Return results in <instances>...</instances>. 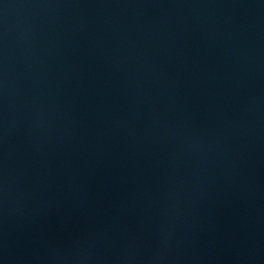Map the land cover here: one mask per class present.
<instances>
[{
  "label": "water",
  "instance_id": "obj_1",
  "mask_svg": "<svg viewBox=\"0 0 264 264\" xmlns=\"http://www.w3.org/2000/svg\"><path fill=\"white\" fill-rule=\"evenodd\" d=\"M0 264H264V0H0Z\"/></svg>",
  "mask_w": 264,
  "mask_h": 264
}]
</instances>
